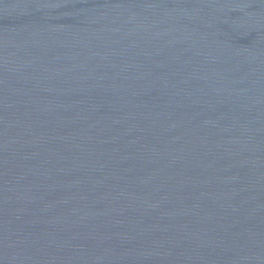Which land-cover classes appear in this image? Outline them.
Segmentation results:
<instances>
[{
	"label": "water",
	"instance_id": "water-1",
	"mask_svg": "<svg viewBox=\"0 0 264 264\" xmlns=\"http://www.w3.org/2000/svg\"><path fill=\"white\" fill-rule=\"evenodd\" d=\"M0 264H264V0H0Z\"/></svg>",
	"mask_w": 264,
	"mask_h": 264
}]
</instances>
